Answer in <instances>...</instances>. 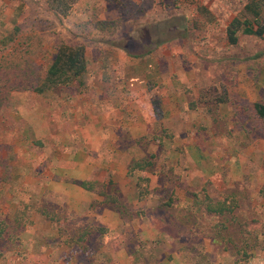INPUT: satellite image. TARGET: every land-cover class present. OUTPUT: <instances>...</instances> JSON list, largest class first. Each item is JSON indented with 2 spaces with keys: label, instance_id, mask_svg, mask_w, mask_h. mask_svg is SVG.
<instances>
[{
  "label": "rangeland",
  "instance_id": "1",
  "mask_svg": "<svg viewBox=\"0 0 264 264\" xmlns=\"http://www.w3.org/2000/svg\"><path fill=\"white\" fill-rule=\"evenodd\" d=\"M243 4L73 0L62 15L45 0H0V264H264V126L252 110L264 103V33L238 31L235 44L224 34ZM61 42L83 47L84 72L28 89ZM126 96L144 119L111 110ZM110 143L150 161L126 166L131 199L120 195L121 175L95 165L85 179L102 197L93 207L108 204L104 192L125 203L112 228L47 195L59 194L52 183L76 184L68 152L92 157ZM231 195L253 242L246 259L228 241L235 222L204 210L205 197ZM146 219L163 235L139 234ZM220 224L228 232L213 242Z\"/></svg>",
  "mask_w": 264,
  "mask_h": 264
},
{
  "label": "trees",
  "instance_id": "2",
  "mask_svg": "<svg viewBox=\"0 0 264 264\" xmlns=\"http://www.w3.org/2000/svg\"><path fill=\"white\" fill-rule=\"evenodd\" d=\"M50 8H53L60 14H65L69 9L73 0H45ZM264 0H244L242 6V12L240 16H235L231 18L225 25L224 34L226 41L229 44H235L237 41L236 33L240 31L242 34L262 36L264 33ZM85 70V59L83 53V47L81 45L71 46L65 43H59L56 46L55 52L50 63L44 70V75L42 81L38 84L29 85L28 89H32L35 92H43L50 87L68 85L72 80L78 78ZM252 110L254 116L262 123L264 126V103L255 102L252 105ZM150 161L148 158L144 157L140 161H135L132 164H128V170L132 168H141L149 166ZM92 181L84 180L80 181L78 185L86 190H91L93 187L90 185ZM105 193L104 202L111 205V208L115 210L120 216H124L125 203L118 199L117 195L114 193ZM235 198L231 196H225V198L220 200H213L209 197H205L204 210L207 213L217 214L219 216H226V220L231 218L235 222L233 227V234L235 238H231L232 234L229 232V242L234 248L233 254H238V259H246L250 252L248 249L253 247V242H248L249 231L245 228H241V225L237 222V217L234 215L233 208L236 206ZM166 205V204H165ZM227 215L229 217L227 218ZM237 227V228H236ZM228 232V228L225 224H220V228L217 229L212 235L211 240L214 242L216 237L219 242L224 241L222 233ZM2 233V229H0ZM242 238V239H240ZM231 239V240H230ZM238 239L239 243L234 241ZM236 259V260H238Z\"/></svg>",
  "mask_w": 264,
  "mask_h": 264
},
{
  "label": "crops",
  "instance_id": "3",
  "mask_svg": "<svg viewBox=\"0 0 264 264\" xmlns=\"http://www.w3.org/2000/svg\"><path fill=\"white\" fill-rule=\"evenodd\" d=\"M142 91V90H141ZM143 92V91H142ZM122 99V100H121ZM125 101V102H124ZM134 101L139 102V99L130 98L128 96L121 97L118 102L123 103L122 105L116 104L114 108H111V110H114L113 112L121 111L124 113L125 111L130 112H136L137 118L144 119V110H132L131 107H134L133 103ZM126 103V105H124ZM147 113V111H145ZM123 117V116H122ZM127 119V118H126ZM117 132L115 129H111V133ZM137 134L141 135L143 134L142 129L137 130ZM105 148L100 150L99 156L96 152L95 156L92 157H81L79 159L78 152L76 153H67V158H65V163L67 165L68 175L71 179L76 180V184L72 182H67L63 184L58 183H52V188L57 191L59 194H47L49 195L48 198L50 201H54L57 203H60L62 207H65V209L71 214V215H77L80 217H91L93 218L94 224L98 225V227H113L114 223L120 222V218L117 215V212L113 211L110 204H102L98 205L95 203V207H93V202L101 200L102 197L98 194H93L89 192L88 190L80 187L78 183L80 181H84L85 179L90 178L93 176V168L94 166H98L100 168L106 169L107 172L115 173L118 175H121L117 179L116 185L119 184V188L121 189L120 195H122L126 199H131L135 196L134 188H133V182L126 178L124 176L125 169L127 166L128 170V164L130 161H134L135 159L131 160L130 156H128L126 152V148H123V145L115 146L114 144L110 143L109 145H105ZM70 151H76V150H70ZM104 152H109V155H104ZM146 156L143 155L142 159ZM119 158H123V160H119ZM135 162V161H134ZM132 164V163H131ZM123 168H122V167ZM120 169H123L120 172ZM110 177V176H109ZM116 189V187L114 188ZM125 192L129 194H125ZM108 193V192H105ZM104 193V194H105ZM115 193V192H114ZM119 193V192H118ZM48 201V200H47ZM49 204V203H47ZM100 204V203H99ZM91 211V212H90ZM147 224H145L144 228L149 227V229L144 230L141 227L139 228V234H141L144 237H155V236H162V230L160 231L159 228L156 227L155 223L156 221H152L151 219H146ZM131 221H134L133 219ZM151 231V235H148V232ZM161 232V234H160ZM123 255V252H115V255Z\"/></svg>",
  "mask_w": 264,
  "mask_h": 264
}]
</instances>
